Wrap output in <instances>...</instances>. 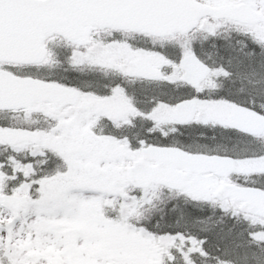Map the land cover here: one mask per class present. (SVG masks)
<instances>
[{
  "label": "snow or ice",
  "instance_id": "6c2138e0",
  "mask_svg": "<svg viewBox=\"0 0 264 264\" xmlns=\"http://www.w3.org/2000/svg\"><path fill=\"white\" fill-rule=\"evenodd\" d=\"M0 264H264V0H0Z\"/></svg>",
  "mask_w": 264,
  "mask_h": 264
}]
</instances>
